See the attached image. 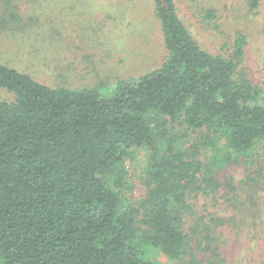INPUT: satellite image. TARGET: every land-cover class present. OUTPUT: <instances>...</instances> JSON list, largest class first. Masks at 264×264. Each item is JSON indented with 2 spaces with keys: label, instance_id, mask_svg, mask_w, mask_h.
Listing matches in <instances>:
<instances>
[{
  "label": "trees",
  "instance_id": "1",
  "mask_svg": "<svg viewBox=\"0 0 264 264\" xmlns=\"http://www.w3.org/2000/svg\"><path fill=\"white\" fill-rule=\"evenodd\" d=\"M152 3L166 60L115 82L106 99L100 86L49 87L0 64V89L14 96L0 102V264H148V249L172 264H200L199 255L213 254L206 225L185 216L210 179L198 177L199 140L185 147L169 126L180 124L182 134L213 128L244 157L264 142V96L234 79L242 35L228 58L212 55L174 0ZM19 20L0 13V29ZM138 147L148 152L146 193L122 208L106 178Z\"/></svg>",
  "mask_w": 264,
  "mask_h": 264
},
{
  "label": "rangeland",
  "instance_id": "2",
  "mask_svg": "<svg viewBox=\"0 0 264 264\" xmlns=\"http://www.w3.org/2000/svg\"><path fill=\"white\" fill-rule=\"evenodd\" d=\"M7 1L0 0V13L16 14L20 20L15 22L18 26L0 29V64L49 87L100 86L106 99L115 82L138 79L166 60L152 0H9V5ZM174 3L193 39L212 55L228 58L237 36L245 38L234 79L251 83L263 97L264 0ZM1 101L12 102L14 96L0 89ZM169 129L182 136L185 147L199 140L198 177L208 172L210 178L188 202L192 212L185 214L201 230L205 225L209 230L205 242L213 254L199 255L200 264H264V142L242 157L213 128L187 134H182L180 124ZM206 141L211 145L203 146ZM119 159L106 182L126 208L145 196L149 158L138 147ZM145 255L148 264H172L154 249Z\"/></svg>",
  "mask_w": 264,
  "mask_h": 264
}]
</instances>
